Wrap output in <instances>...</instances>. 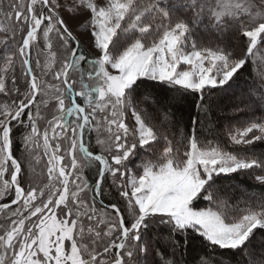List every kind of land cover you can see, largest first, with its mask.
<instances>
[{
	"label": "snow or ice",
	"instance_id": "6c2138e0",
	"mask_svg": "<svg viewBox=\"0 0 264 264\" xmlns=\"http://www.w3.org/2000/svg\"><path fill=\"white\" fill-rule=\"evenodd\" d=\"M0 264H264V0H0Z\"/></svg>",
	"mask_w": 264,
	"mask_h": 264
},
{
	"label": "trees",
	"instance_id": "16d2710c",
	"mask_svg": "<svg viewBox=\"0 0 264 264\" xmlns=\"http://www.w3.org/2000/svg\"><path fill=\"white\" fill-rule=\"evenodd\" d=\"M93 175V173L89 172V177L91 178V176ZM238 180L240 181V183L247 185L250 189H255L256 186L253 184V182L251 180H248L246 177L245 178H240L238 177ZM106 199L111 200L112 197H106Z\"/></svg>",
	"mask_w": 264,
	"mask_h": 264
},
{
	"label": "rangeland",
	"instance_id": "374dc122",
	"mask_svg": "<svg viewBox=\"0 0 264 264\" xmlns=\"http://www.w3.org/2000/svg\"><path fill=\"white\" fill-rule=\"evenodd\" d=\"M78 23H79V20L76 21V22H74V23H72L71 26H72L73 28H75V27H76V24H78ZM93 142H94V141H93ZM42 166H43V165H38V166H37V171H39L40 168H41Z\"/></svg>",
	"mask_w": 264,
	"mask_h": 264
}]
</instances>
